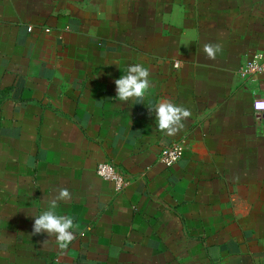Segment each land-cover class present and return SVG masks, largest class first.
I'll return each instance as SVG.
<instances>
[{"label":"crops","instance_id":"0c3cea01","mask_svg":"<svg viewBox=\"0 0 264 264\" xmlns=\"http://www.w3.org/2000/svg\"><path fill=\"white\" fill-rule=\"evenodd\" d=\"M256 53L264 0H0V264H264V76L241 73ZM137 63L151 88L121 102ZM164 99L192 113L171 137L148 109ZM61 188L66 250L32 234Z\"/></svg>","mask_w":264,"mask_h":264},{"label":"clouds","instance_id":"9594fccd","mask_svg":"<svg viewBox=\"0 0 264 264\" xmlns=\"http://www.w3.org/2000/svg\"><path fill=\"white\" fill-rule=\"evenodd\" d=\"M221 51L218 44L208 43L203 46V52L211 60L216 59L217 53ZM180 62L177 61V67ZM150 71L143 64L137 63L127 68V74L121 75L114 81L116 86V98L121 102L134 100L143 104L144 97L151 88ZM150 113L155 112V121L158 130L166 136H175L185 127V122L192 113L184 106H178L168 99L159 102L154 109L148 108ZM72 196L68 189L61 188L58 195L47 202V210L34 216L33 235L46 233L48 237H54L58 248L66 250L74 241L75 231L79 224L74 222L71 216L56 214V208L60 201H70ZM82 234V233H81ZM48 240L44 241L46 244Z\"/></svg>","mask_w":264,"mask_h":264},{"label":"built area","instance_id":"2783aa9c","mask_svg":"<svg viewBox=\"0 0 264 264\" xmlns=\"http://www.w3.org/2000/svg\"><path fill=\"white\" fill-rule=\"evenodd\" d=\"M31 31V28H28ZM241 73L245 76H264V54L256 53L252 58L241 68ZM264 87V82H263ZM264 98L254 100L252 102V110L264 117ZM185 150V142L181 141L173 144L170 147L164 148L159 154L160 163L170 168L175 165L182 157ZM96 176L112 185L115 191L119 192L125 189L128 181L119 173V171L109 163H99L95 167Z\"/></svg>","mask_w":264,"mask_h":264},{"label":"snow or ice","instance_id":"6c2138e0","mask_svg":"<svg viewBox=\"0 0 264 264\" xmlns=\"http://www.w3.org/2000/svg\"><path fill=\"white\" fill-rule=\"evenodd\" d=\"M261 107H264V105H262Z\"/></svg>","mask_w":264,"mask_h":264}]
</instances>
